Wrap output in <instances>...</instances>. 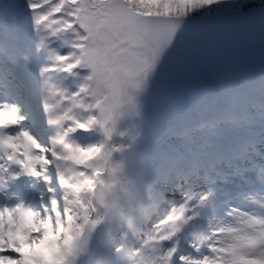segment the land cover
Segmentation results:
<instances>
[{
  "label": "snow or ice",
  "instance_id": "1",
  "mask_svg": "<svg viewBox=\"0 0 264 264\" xmlns=\"http://www.w3.org/2000/svg\"><path fill=\"white\" fill-rule=\"evenodd\" d=\"M0 264H264V0H0Z\"/></svg>",
  "mask_w": 264,
  "mask_h": 264
}]
</instances>
